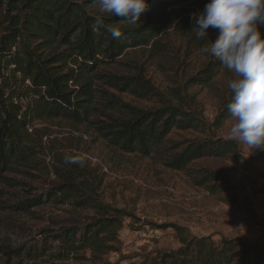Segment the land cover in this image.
I'll use <instances>...</instances> for the list:
<instances>
[{
  "label": "trees",
  "instance_id": "trees-1",
  "mask_svg": "<svg viewBox=\"0 0 264 264\" xmlns=\"http://www.w3.org/2000/svg\"><path fill=\"white\" fill-rule=\"evenodd\" d=\"M187 2L190 7L175 8ZM208 2L149 0L141 25L121 23L123 35L113 39L95 26L98 14L92 13L91 0H0V212L29 215L51 203L92 213L81 226L61 223L36 236L26 228L5 230L0 233V264L80 261L87 254L103 262L119 253L125 220L133 218L105 204L90 174L76 164L61 163L54 172L57 183L38 191L31 171L47 169L40 161L45 151L36 136L38 122L65 121L90 128L123 155L157 160L167 170L187 176L195 188L217 196L219 173L196 163L234 158L239 144L210 134L190 90L210 86L228 70L205 54L206 65L171 95L162 93L139 66L133 67V74L107 70L139 48L169 57L160 38L170 31L186 39L188 49L201 51L207 38L196 39L192 14L198 16ZM103 19L105 24L120 22L119 17ZM208 32L215 41L218 31ZM230 100L231 94L213 126L216 130L231 119ZM180 134L189 137L175 139ZM18 175L29 180L15 178ZM150 226L172 230L180 247L145 253L129 264H264V244L242 237H197L177 224Z\"/></svg>",
  "mask_w": 264,
  "mask_h": 264
},
{
  "label": "rangeland",
  "instance_id": "rangeland-1",
  "mask_svg": "<svg viewBox=\"0 0 264 264\" xmlns=\"http://www.w3.org/2000/svg\"><path fill=\"white\" fill-rule=\"evenodd\" d=\"M190 6L187 2L175 8ZM91 11L98 14L95 8ZM160 40L167 46L169 57L156 56L149 48H139L129 51L118 64L107 70L133 74V67L139 66L162 93L171 95L173 88L183 86L189 77L199 73L206 65L207 56L202 51L188 49L187 40L173 35L172 31ZM231 77L227 71L210 86L190 90L210 126V134L223 139H227L234 121L230 119L219 130L213 126L224 101L230 97L227 80ZM125 98L134 104L145 105ZM35 128L45 151L40 161L47 167L43 172L31 171L39 192H45L57 183L56 168L61 167L65 155L75 154L84 158L85 163L79 166L99 187L101 200L133 215L125 220V228L120 233L119 253L108 255L103 262L92 261L87 254L80 261L43 259L37 264H129L139 261L145 253L180 247L172 230H152L150 225L156 228L177 224L197 237H242L252 244H264V150H255L249 155L252 150L238 143L239 153L234 158L198 161V167L220 175V182L215 184L218 194L212 197L206 190L195 188L187 176L167 170L157 160L123 155L110 148L90 128L72 126L65 121L38 122ZM174 137L178 140L189 135ZM15 178L29 180L24 175ZM252 200H258V205H253ZM91 214L69 205L51 203L32 209L29 215L0 212V233L14 227L31 230L36 236L40 230L61 223L81 226Z\"/></svg>",
  "mask_w": 264,
  "mask_h": 264
},
{
  "label": "clouds",
  "instance_id": "clouds-1",
  "mask_svg": "<svg viewBox=\"0 0 264 264\" xmlns=\"http://www.w3.org/2000/svg\"><path fill=\"white\" fill-rule=\"evenodd\" d=\"M98 15L96 27L113 39L122 35L121 23L141 25L149 0H91ZM119 17L105 24L103 17ZM192 32L198 40L207 38L202 53L214 56L232 74L227 80L231 100L227 109L232 123L227 139L246 145L251 155L264 150V0H209L197 16L193 13ZM209 28L218 31L213 41ZM65 164L83 166L82 156L68 154Z\"/></svg>",
  "mask_w": 264,
  "mask_h": 264
},
{
  "label": "built area",
  "instance_id": "built-area-1",
  "mask_svg": "<svg viewBox=\"0 0 264 264\" xmlns=\"http://www.w3.org/2000/svg\"><path fill=\"white\" fill-rule=\"evenodd\" d=\"M253 205H258V200H252Z\"/></svg>",
  "mask_w": 264,
  "mask_h": 264
}]
</instances>
